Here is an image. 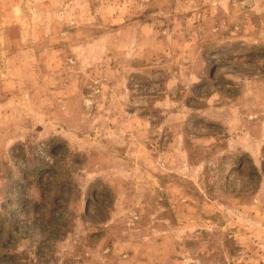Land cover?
<instances>
[{"label":"rangeland","instance_id":"rangeland-1","mask_svg":"<svg viewBox=\"0 0 264 264\" xmlns=\"http://www.w3.org/2000/svg\"><path fill=\"white\" fill-rule=\"evenodd\" d=\"M0 264H264V0H0Z\"/></svg>","mask_w":264,"mask_h":264}]
</instances>
